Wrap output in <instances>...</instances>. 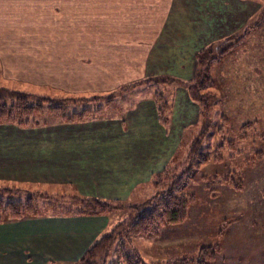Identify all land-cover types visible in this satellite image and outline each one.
<instances>
[{
	"label": "rangeland",
	"instance_id": "rangeland-1",
	"mask_svg": "<svg viewBox=\"0 0 264 264\" xmlns=\"http://www.w3.org/2000/svg\"><path fill=\"white\" fill-rule=\"evenodd\" d=\"M23 1L0 0V86L54 100L100 93L112 101L88 103L86 106L102 107L98 116L70 125L55 123L60 116L47 110L30 118L47 122L35 126L37 130L0 124V181L65 184L81 194L122 199L126 205L150 206L147 200L153 174L170 160L178 162L186 155L189 134L193 132L189 129L200 123L199 108L189 99L183 82L203 68L200 59L205 62L220 56L225 43L202 46L188 71L181 64L150 63L151 73L146 78L159 81L135 83L144 78H126L142 72L145 63H79V58L89 53L78 48L83 46L82 37L77 39L82 32L65 28L66 12L53 11L58 0H41L44 4L28 9L21 6ZM216 1L213 8L219 9L216 20L220 30L227 26L240 33L246 24L256 21L260 9L264 14V0ZM226 2L229 4L224 7ZM226 10L232 17L223 14ZM248 36L235 51L222 54L223 59L211 63L216 83L211 91L220 95L216 106H222L228 121L238 124L245 118H261L255 124L258 131L243 142L238 161L232 159L229 163L228 169L236 173H231L226 182L221 179L226 175L221 165L200 162L195 182L186 186V190L195 192L196 200L188 206L183 221L161 225L155 233L123 238L111 248L107 264H125L122 252L128 257L137 255L142 264H184V258L185 264H198L201 247L209 245L213 255L206 264H264V138L259 136L264 122V26ZM73 47L74 53H70ZM205 50L210 53L202 59L200 54ZM72 58L74 62H69ZM106 68L112 75L105 72ZM156 90L164 94L170 107L165 125L159 121L153 99ZM80 108L69 107L67 112ZM213 120L217 123V116ZM50 135L53 139L47 138ZM216 139V135H211L203 142L208 140L212 148ZM240 143L236 146L240 147ZM240 159H244L243 163ZM127 180L131 185H127ZM232 183L241 187L233 188ZM127 215L124 209L107 222L101 216L100 222L62 224L54 233L48 231L49 224L42 222L0 223V264H23L36 255L38 261L33 260L37 264H72L100 237L96 235L98 230L102 229V234L113 231ZM26 227L33 234L43 230L49 238H35L25 250L20 241L21 230ZM131 260V264L136 262Z\"/></svg>",
	"mask_w": 264,
	"mask_h": 264
},
{
	"label": "trees",
	"instance_id": "trees-1",
	"mask_svg": "<svg viewBox=\"0 0 264 264\" xmlns=\"http://www.w3.org/2000/svg\"><path fill=\"white\" fill-rule=\"evenodd\" d=\"M261 6L264 8L263 3H261ZM262 11L263 9H260V12L255 16L256 21L246 24L240 33L234 32L223 38L221 44L225 43V46L220 50L221 55L216 58H209L205 62L200 59L199 62L203 63V68L196 70L192 79L183 82L189 99L199 108L198 117L200 123L196 128L189 129L193 130V132L189 134L191 138L186 149V155L180 158L178 162H175L176 159H174L171 163L170 160L160 172L153 174L151 181L152 192L147 200L150 206L126 205V202L122 199L81 194L78 193L74 186H65V184L54 186V184L32 183L30 185L24 183L22 185L19 182L1 180L0 223L17 221L25 217L45 216H102L110 220L117 212L126 209L128 211L126 219L121 224H118L113 231L101 233L100 237L94 240L81 253L78 259L72 263L107 264V257L111 248L115 244L121 243L123 238L130 240L131 235L155 233L161 225L176 224L183 221L186 217L188 206L196 200L195 192L190 189L186 190V186L195 182L199 163L210 161L213 165H221V171L226 170V175L221 179L224 181L230 180L231 173H236V171L228 169L229 163L232 159L235 162L238 161L236 157L243 152V142L251 138L254 131H258V126L255 124L261 118L256 117L253 120L245 118L243 122L234 124L233 121H228L225 113L221 111L223 110L222 106H216L220 101V95L211 91V87L216 84L215 77L212 75L213 68L211 63L215 59H223L224 56L222 54L235 51L238 46L248 40L249 33H253L256 29L264 26V14L261 15ZM221 44H218V46ZM208 53H210L208 50L203 51L200 54L201 58L204 59ZM213 74L216 75L215 70ZM166 80L161 82H166ZM150 81L154 83L159 80L149 77V79L144 78L135 83L148 84ZM99 94L95 93L92 97L81 95L54 100L48 96H33L0 86V124H12L22 128L45 125L47 123L45 121L40 123L30 120L32 116L42 114L45 110L49 114L59 115L58 119L62 122L85 121L97 117L102 110V107L86 106L88 103L93 105L103 100L105 104H108L112 101L109 96ZM153 99L157 105L159 121L165 125L167 123L166 114L170 108L168 102L165 101L164 94L157 90L153 95ZM69 107L81 108L68 113L67 109ZM215 116H217V123L213 120ZM262 124L263 130L259 133V136L264 138V122ZM182 135H184V132H182ZM211 135H216L217 138L216 144L212 148L208 146V140L203 142ZM238 143H240V147L236 146ZM241 160L244 159H240L239 162ZM242 175L243 172L238 178L240 182H242ZM201 177H205V175ZM231 186L233 188L241 187V185L234 183ZM63 187H69L71 188L70 191L73 192L68 193L66 188L62 189ZM120 229H122L121 232ZM121 245H119L120 249ZM211 248H213L211 245L201 247L202 258H199L198 264H206L208 257L209 259L212 257L213 251ZM136 256L134 254L128 257L124 252L121 254L125 264H131L132 258L136 261L134 264H142L141 259L139 257L136 258ZM182 260L184 264L187 262L186 258ZM176 263L174 262L173 264Z\"/></svg>",
	"mask_w": 264,
	"mask_h": 264
},
{
	"label": "crops",
	"instance_id": "crops-1",
	"mask_svg": "<svg viewBox=\"0 0 264 264\" xmlns=\"http://www.w3.org/2000/svg\"><path fill=\"white\" fill-rule=\"evenodd\" d=\"M216 3V0H58L53 11L56 14L60 11L66 12L68 26L65 28L67 30L82 32L77 39L82 37L83 46H76L81 47L82 52L89 54L82 55L78 60L79 63H145L146 66L145 69H141L142 72L133 73L126 78L142 79L151 73L150 63L181 64V67L188 71L189 64L194 62L202 46L221 43L223 38L234 33L233 29L230 30L227 26L222 30L218 29L216 14L219 13V9L213 8ZM40 4L44 2L24 0L21 6L28 9L36 8ZM228 4L226 2L222 5L227 7ZM221 10L223 11L224 8ZM79 14H82V17H78ZM223 14L229 18L232 17L228 10ZM202 42L205 43L202 44ZM75 47L69 52L74 53ZM72 61L74 62L73 58L69 62ZM105 72H110L109 75H112L108 69ZM54 122L70 125L62 121ZM38 127L19 128L37 130ZM47 138L53 139L52 135ZM127 183L128 186L131 185L130 180H127ZM101 218V216L25 217L7 223L42 222L41 224L44 225L49 224L51 227H48V231L51 230L54 233L58 225L85 221L100 222ZM28 227L21 230L23 240L20 244H25V246L21 245L25 250L29 242L35 238L39 240L46 235L45 239L49 238V233L43 235V230H37L33 234V230L31 231ZM100 230L97 236L103 231ZM23 253L26 254V251ZM37 257L36 255L33 259L38 261L39 257ZM33 259L24 260L23 264H37Z\"/></svg>",
	"mask_w": 264,
	"mask_h": 264
}]
</instances>
